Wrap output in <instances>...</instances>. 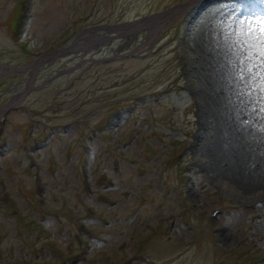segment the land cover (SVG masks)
Returning <instances> with one entry per match:
<instances>
[{
  "label": "rangeland",
  "instance_id": "374dc122",
  "mask_svg": "<svg viewBox=\"0 0 264 264\" xmlns=\"http://www.w3.org/2000/svg\"><path fill=\"white\" fill-rule=\"evenodd\" d=\"M187 1L32 0L26 17L29 7L0 0V111L27 89L38 57L79 46L47 58L6 111L0 264H264V198L251 201L200 160L215 140L209 71L215 54L227 65L224 42L242 49L231 34H244L208 17L243 2L202 0L187 17L183 7L154 29H135ZM236 88L220 90L216 105ZM37 178L47 186L42 201ZM80 223L98 239L81 235Z\"/></svg>",
  "mask_w": 264,
  "mask_h": 264
},
{
  "label": "bare ground",
  "instance_id": "6f19581e",
  "mask_svg": "<svg viewBox=\"0 0 264 264\" xmlns=\"http://www.w3.org/2000/svg\"><path fill=\"white\" fill-rule=\"evenodd\" d=\"M190 3L191 2H187L169 11H166L165 13L151 16L149 20L141 22L140 24L138 23L139 25L137 24L135 26V29H154L162 25V22H164L168 17L175 15L180 9H182L183 7H187ZM75 46L76 43H73L64 48V50L71 52L73 51ZM225 53H227L228 55H232L233 57L242 56L244 59H246L245 51L234 49L229 45L226 46ZM222 54L223 53L215 54V56L217 57V59L215 60L217 69L216 71L213 69H210L209 71L211 81H214L217 85V91H210V96L207 99V106H212V108H214L209 112H211L210 116L212 122L211 137H213V140H215L212 142L214 143L213 145H210L207 142L204 143L203 149L207 151L205 152L207 156L205 158L199 159L203 160L202 162L204 165H208V168L212 172L211 175L213 177L226 179L228 182V186L232 185L235 190L249 196V199L251 201L263 199L264 167L261 166L260 168L259 165L255 167V164L260 162L264 165V131H254L253 128L246 123V121H243L241 119V114H248L250 116V120H252L253 124H255L256 126L261 127L262 124L260 121H256L255 119H253L252 106L250 104L247 106L243 104V100H245L246 98L243 99L241 97H237L234 91H232V96L229 101L228 97L226 98L227 100L225 99L226 103L224 108L221 107V102L218 106L216 105L217 99H219L217 93L220 90H224L227 83L229 84L230 82V77L229 75L227 76L224 72L225 66L221 62ZM45 60L46 56H43L36 59L34 63L28 66L30 69L29 80L33 76L36 68L40 66ZM234 65L229 67L232 71L230 73L233 74L232 78L236 80V82L242 89L249 81L246 83L245 81H242L240 79L241 76H238L237 73L234 72L236 69V66ZM204 76L205 81L211 83L210 76H206V74ZM251 83L258 86L264 84V80L251 81ZM253 94L255 95V93ZM16 98L17 97H14L6 107L9 108V106L13 105ZM234 105H238L239 108L236 109ZM207 106L205 105V107ZM201 107L202 109H204L203 105H201ZM222 109L227 110L225 115L222 112ZM230 112H233L235 114V120H233V118L232 120L230 119ZM201 116L204 117V112L201 113ZM222 131L225 132V135H223V137ZM243 134L249 135L250 138H255V143H258L256 147L252 144V146L247 151L253 152L254 158L252 161H249L251 160L250 158H246L247 153L245 148L243 147L244 142L242 140Z\"/></svg>",
  "mask_w": 264,
  "mask_h": 264
},
{
  "label": "snow or ice",
  "instance_id": "6c2138e0",
  "mask_svg": "<svg viewBox=\"0 0 264 264\" xmlns=\"http://www.w3.org/2000/svg\"><path fill=\"white\" fill-rule=\"evenodd\" d=\"M248 31L252 34L248 36L247 39H243L244 34H242L241 39L242 50L243 48H247L248 55L245 60L238 61L242 66L241 71L245 73L240 79L246 83L248 81L264 79V63H250L249 66H245L251 61L253 52H255L259 60L264 61V27L259 29V34L252 29ZM254 91L259 92L261 95L257 96L253 93H249L247 98L243 100V104L246 106L250 104L252 106L253 119L260 121L262 126L256 127L252 120L246 121V123L249 124L254 131L260 132L264 131V84L258 85Z\"/></svg>",
  "mask_w": 264,
  "mask_h": 264
}]
</instances>
